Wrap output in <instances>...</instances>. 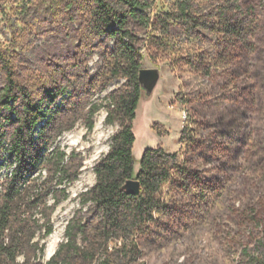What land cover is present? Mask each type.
Returning a JSON list of instances; mask_svg holds the SVG:
<instances>
[{
    "label": "trees",
    "instance_id": "1",
    "mask_svg": "<svg viewBox=\"0 0 264 264\" xmlns=\"http://www.w3.org/2000/svg\"><path fill=\"white\" fill-rule=\"evenodd\" d=\"M20 1L22 12L34 13L36 23L23 22L28 31L42 29L61 50L38 67L23 63L29 52L25 32L15 29L10 47L0 45L6 79L0 90V157L11 168L0 181V264H146L137 237L169 208L164 188L183 167L178 154L158 146L144 150L136 169L143 35L157 32L153 44L159 49L177 37L198 39L209 27L202 15L206 3L174 0L172 11L153 16L156 0ZM248 21L246 13L243 22H227V34L246 40ZM96 53L101 63L93 73ZM118 78L127 83L111 92L103 107L106 122L120 129L95 166L96 183L80 194L82 207L68 222L66 240L45 261L43 239L54 232L53 215L84 165L82 153L68 152L58 140L81 119L94 129L102 105L93 97ZM130 179L140 182L139 195L126 188ZM241 257V264H264V238L245 247Z\"/></svg>",
    "mask_w": 264,
    "mask_h": 264
},
{
    "label": "rangeland",
    "instance_id": "2",
    "mask_svg": "<svg viewBox=\"0 0 264 264\" xmlns=\"http://www.w3.org/2000/svg\"><path fill=\"white\" fill-rule=\"evenodd\" d=\"M173 3L156 0L152 15L172 11ZM204 3L209 27L198 39L177 37L169 48L159 49L153 44L157 32L143 35L141 68L159 69L160 78L153 91L142 93L134 120L136 169L144 150L158 146L178 154L183 167L164 188L169 208L137 237L146 264H241L243 249L264 238V0ZM21 7L20 0H0V45L10 47L15 29L25 32L29 52L23 53V63L42 67L61 49L42 29L28 31L23 22L36 23L34 13ZM246 13L248 38L227 34V22H243ZM100 63L96 53L90 61L93 73ZM5 82L0 69V90ZM126 83L115 79L93 97L102 108L92 131L81 119L58 140L68 152L82 153L84 165L53 215L54 232L43 239L45 261L49 239H60L57 248L66 240L68 222L82 207L80 194L97 181L95 166L120 129L106 122L103 106ZM10 172L0 157V181Z\"/></svg>",
    "mask_w": 264,
    "mask_h": 264
},
{
    "label": "water",
    "instance_id": "3",
    "mask_svg": "<svg viewBox=\"0 0 264 264\" xmlns=\"http://www.w3.org/2000/svg\"><path fill=\"white\" fill-rule=\"evenodd\" d=\"M139 78L143 83L144 90L150 93L159 81L160 71L156 68H141ZM126 188L133 194L139 195L141 193V184L137 179L128 180ZM51 256L49 258H51Z\"/></svg>",
    "mask_w": 264,
    "mask_h": 264
},
{
    "label": "bare ground",
    "instance_id": "4",
    "mask_svg": "<svg viewBox=\"0 0 264 264\" xmlns=\"http://www.w3.org/2000/svg\"><path fill=\"white\" fill-rule=\"evenodd\" d=\"M59 241L60 239H58L57 237L53 238V236L49 239L47 243V248H46V253L48 256H51L55 253Z\"/></svg>",
    "mask_w": 264,
    "mask_h": 264
}]
</instances>
